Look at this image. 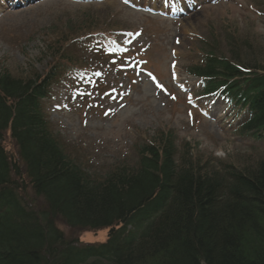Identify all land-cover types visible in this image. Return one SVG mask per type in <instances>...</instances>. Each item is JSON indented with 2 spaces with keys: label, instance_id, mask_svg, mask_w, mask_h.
<instances>
[{
  "label": "trees",
  "instance_id": "obj_1",
  "mask_svg": "<svg viewBox=\"0 0 264 264\" xmlns=\"http://www.w3.org/2000/svg\"><path fill=\"white\" fill-rule=\"evenodd\" d=\"M234 43L230 57L208 52L187 73L202 81V96L221 92L243 110L235 131L262 143L264 62L243 59ZM59 66L26 78L0 72V264H264V159L215 168L189 145L179 156L168 132L137 148L136 162L90 173L46 117ZM28 186L46 208L27 206L19 190ZM57 219L76 231L106 230V241L68 240Z\"/></svg>",
  "mask_w": 264,
  "mask_h": 264
},
{
  "label": "rangeland",
  "instance_id": "obj_2",
  "mask_svg": "<svg viewBox=\"0 0 264 264\" xmlns=\"http://www.w3.org/2000/svg\"><path fill=\"white\" fill-rule=\"evenodd\" d=\"M235 40L243 59L264 62V0H0V72L45 76L60 65L46 117L93 174L136 162L137 148L168 132L179 156L189 145L215 168L264 159L263 143L235 132L239 111L200 96L202 82L187 74L208 52L230 57ZM4 145L16 156L9 133ZM19 195L33 211L46 208L29 186ZM56 223L68 240L107 238Z\"/></svg>",
  "mask_w": 264,
  "mask_h": 264
}]
</instances>
